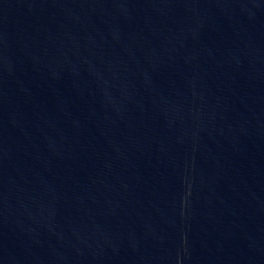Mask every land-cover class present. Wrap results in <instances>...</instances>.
<instances>
[{"label": "water", "instance_id": "obj_1", "mask_svg": "<svg viewBox=\"0 0 264 264\" xmlns=\"http://www.w3.org/2000/svg\"><path fill=\"white\" fill-rule=\"evenodd\" d=\"M0 264H264V0H0Z\"/></svg>", "mask_w": 264, "mask_h": 264}]
</instances>
